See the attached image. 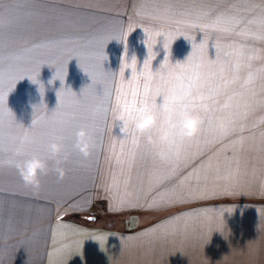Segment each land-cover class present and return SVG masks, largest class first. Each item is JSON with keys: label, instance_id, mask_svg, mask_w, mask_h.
<instances>
[{"label": "rangeland", "instance_id": "374dc122", "mask_svg": "<svg viewBox=\"0 0 264 264\" xmlns=\"http://www.w3.org/2000/svg\"><path fill=\"white\" fill-rule=\"evenodd\" d=\"M258 49L264 0H0V90L15 71L31 77L7 95L11 117L0 111V264H109L89 256V245H105L104 230L129 235L167 212L111 214L91 202L86 174L97 146L85 156L76 131L93 135L89 113L133 101L154 100L163 112L169 90L189 93L197 110L201 97L220 105L251 96ZM54 139L64 146L60 163L50 160L38 186L26 184L9 161L46 156Z\"/></svg>", "mask_w": 264, "mask_h": 264}, {"label": "crops", "instance_id": "0c3cea01", "mask_svg": "<svg viewBox=\"0 0 264 264\" xmlns=\"http://www.w3.org/2000/svg\"><path fill=\"white\" fill-rule=\"evenodd\" d=\"M258 51L251 53V96L220 105L219 97L200 99L194 109L203 121L191 138L137 142L131 130L121 133L117 113H89L97 121L90 134L96 163L86 174L91 202L111 214L167 212L129 235L104 230L105 245H89V256L109 264H264V49Z\"/></svg>", "mask_w": 264, "mask_h": 264}, {"label": "clouds", "instance_id": "9594fccd", "mask_svg": "<svg viewBox=\"0 0 264 264\" xmlns=\"http://www.w3.org/2000/svg\"><path fill=\"white\" fill-rule=\"evenodd\" d=\"M116 119L120 122L121 133L127 134L131 130L136 134L137 142L141 136H145L149 143L167 142L169 144L174 143L177 137L191 138L195 136L200 131L203 121L202 115L191 109L170 108L161 113L151 105H140L131 112L121 110L117 113ZM154 131L159 132V135L154 136L152 134ZM75 135V147L88 156L92 147L88 128H79ZM46 148V156L39 152H32L24 155L21 159L9 161L14 164L26 184L38 186L41 176L50 170V160H55L57 165L60 163V154L64 151L60 140H52ZM164 155V153H160L161 158H164ZM60 171L62 173V170Z\"/></svg>", "mask_w": 264, "mask_h": 264}, {"label": "snow or ice", "instance_id": "6c2138e0", "mask_svg": "<svg viewBox=\"0 0 264 264\" xmlns=\"http://www.w3.org/2000/svg\"><path fill=\"white\" fill-rule=\"evenodd\" d=\"M10 7H11L10 5H5V11H7ZM189 66H191V57L185 63H178L175 66V71L179 72L183 70L185 67H189ZM166 71L168 70L163 66H161V68L159 69L161 76H163ZM25 76L31 78L26 70L15 71L13 75L10 77L7 87L3 90H0V111H3V113L8 115L9 117H11L12 113H11V109L8 108L7 106L6 97L10 93V91L14 88L16 80L23 79ZM155 96L156 97L161 96V92L159 89L156 90ZM186 96H190V94L186 93L184 95H177L171 90H169L166 94L163 95V111L166 112L170 108L190 109L196 107V105L192 104L190 100L186 99ZM200 99L202 100L203 97H201ZM141 105H151L153 108L157 107L154 100L151 103L148 100H145ZM135 107H139L136 105L135 101H133L131 104L125 103L121 106L120 111L123 110V111L131 112Z\"/></svg>", "mask_w": 264, "mask_h": 264}, {"label": "water", "instance_id": "95a60500", "mask_svg": "<svg viewBox=\"0 0 264 264\" xmlns=\"http://www.w3.org/2000/svg\"><path fill=\"white\" fill-rule=\"evenodd\" d=\"M79 217L88 221H94L96 219L95 215H88V214H80Z\"/></svg>", "mask_w": 264, "mask_h": 264}]
</instances>
